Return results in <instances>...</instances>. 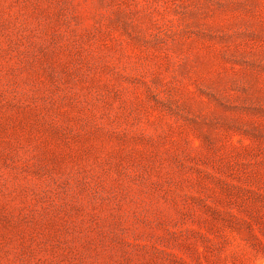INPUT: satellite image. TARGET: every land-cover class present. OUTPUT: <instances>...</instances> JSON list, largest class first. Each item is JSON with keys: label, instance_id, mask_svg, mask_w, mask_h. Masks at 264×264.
<instances>
[{"label": "rangeland", "instance_id": "obj_1", "mask_svg": "<svg viewBox=\"0 0 264 264\" xmlns=\"http://www.w3.org/2000/svg\"><path fill=\"white\" fill-rule=\"evenodd\" d=\"M262 256L264 0H0V264Z\"/></svg>", "mask_w": 264, "mask_h": 264}, {"label": "trees", "instance_id": "obj_2", "mask_svg": "<svg viewBox=\"0 0 264 264\" xmlns=\"http://www.w3.org/2000/svg\"><path fill=\"white\" fill-rule=\"evenodd\" d=\"M260 259H264V256H262ZM254 263H255V262H254ZM254 263H253V264H254ZM255 264H256V263H255Z\"/></svg>", "mask_w": 264, "mask_h": 264}]
</instances>
